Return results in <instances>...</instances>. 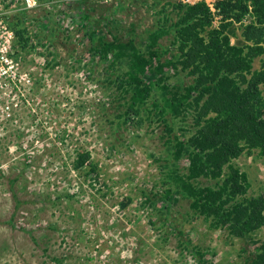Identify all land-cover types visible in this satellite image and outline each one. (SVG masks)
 Here are the masks:
<instances>
[{
    "label": "rangeland",
    "instance_id": "rangeland-1",
    "mask_svg": "<svg viewBox=\"0 0 264 264\" xmlns=\"http://www.w3.org/2000/svg\"><path fill=\"white\" fill-rule=\"evenodd\" d=\"M174 2L0 0L10 57L32 81L18 117L0 126V264H242L264 241V227L253 243L211 229L178 194L174 203L153 201L165 190L164 126L150 107L126 117L130 94L117 88L123 70L89 52L91 33L140 44L150 30L169 28L177 20L168 6ZM250 7L245 16L253 17ZM216 15L221 22L214 26L212 17V27L219 29L223 13ZM242 20L227 31L234 44H244ZM172 33L159 41L168 59L179 56ZM162 75L170 87L192 82L180 65ZM176 123L192 132L191 116ZM85 152L89 167L79 171L75 161ZM234 163L248 171L249 195L264 191V157ZM178 166L184 174L187 160Z\"/></svg>",
    "mask_w": 264,
    "mask_h": 264
},
{
    "label": "trees",
    "instance_id": "trees-1",
    "mask_svg": "<svg viewBox=\"0 0 264 264\" xmlns=\"http://www.w3.org/2000/svg\"><path fill=\"white\" fill-rule=\"evenodd\" d=\"M248 3L255 23L242 24L244 44H234L227 31L233 21L240 23L249 12ZM216 5L224 18L219 29L212 27L205 2L168 3L177 16L169 28L162 25L150 30L140 44L91 33L89 52L123 70L118 73L117 88L130 94L126 117L150 107L152 116L164 126L169 160L159 161L166 171L165 190L153 201L172 199L174 203L178 194L189 201L193 212L210 222L211 229L253 243L252 237L264 227V191L249 195L248 175L234 162L243 155L264 157V61L259 69L254 68L256 59L264 56V0H216ZM169 11L165 10L167 15ZM83 20L89 24L88 16ZM169 33L179 51V56L170 59L167 48L164 53L159 49L160 39ZM17 34L22 47L27 46L26 31ZM178 65L192 82L170 87L161 74ZM190 116L192 132L182 126L175 129L177 121L185 124ZM89 159L88 152L78 154L75 167L79 171L88 168ZM182 159L188 162L184 174L178 166ZM94 171L95 166L88 169V173ZM204 180L210 184L203 185ZM254 245L242 264H264V241Z\"/></svg>",
    "mask_w": 264,
    "mask_h": 264
},
{
    "label": "built area",
    "instance_id": "built-area-1",
    "mask_svg": "<svg viewBox=\"0 0 264 264\" xmlns=\"http://www.w3.org/2000/svg\"><path fill=\"white\" fill-rule=\"evenodd\" d=\"M183 4H196L204 1L211 11L214 26L218 27L221 22L220 9L214 5L215 0H177ZM212 1V3L210 2ZM252 14V9L250 7ZM216 14L220 15L217 16ZM250 20H254L251 15ZM250 21L242 20L243 24ZM255 23V20H254ZM250 24V23H249ZM12 34L0 21V126L5 122H12V118L18 117L21 104V98H26L30 91L32 81L28 73L19 70V64L10 57Z\"/></svg>",
    "mask_w": 264,
    "mask_h": 264
},
{
    "label": "crops",
    "instance_id": "crops-1",
    "mask_svg": "<svg viewBox=\"0 0 264 264\" xmlns=\"http://www.w3.org/2000/svg\"><path fill=\"white\" fill-rule=\"evenodd\" d=\"M244 156H245V155H244ZM250 157H252V156H250ZM250 157H249V158H250ZM243 172H244V171H243ZM245 173L248 175V171H245ZM248 178H249V176H248ZM250 190H251V189H250Z\"/></svg>",
    "mask_w": 264,
    "mask_h": 264
},
{
    "label": "clouds",
    "instance_id": "clouds-1",
    "mask_svg": "<svg viewBox=\"0 0 264 264\" xmlns=\"http://www.w3.org/2000/svg\"><path fill=\"white\" fill-rule=\"evenodd\" d=\"M29 2H30V4H31V3H34V0H29Z\"/></svg>",
    "mask_w": 264,
    "mask_h": 264
}]
</instances>
